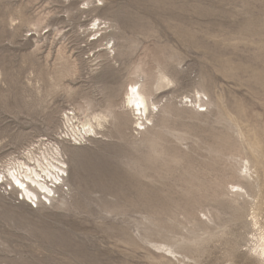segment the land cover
Here are the masks:
<instances>
[{
    "label": "rangeland",
    "instance_id": "374dc122",
    "mask_svg": "<svg viewBox=\"0 0 264 264\" xmlns=\"http://www.w3.org/2000/svg\"><path fill=\"white\" fill-rule=\"evenodd\" d=\"M31 145L65 182L35 209L0 183V264H262L264 0H0V166Z\"/></svg>",
    "mask_w": 264,
    "mask_h": 264
},
{
    "label": "bare ground",
    "instance_id": "6f19581e",
    "mask_svg": "<svg viewBox=\"0 0 264 264\" xmlns=\"http://www.w3.org/2000/svg\"><path fill=\"white\" fill-rule=\"evenodd\" d=\"M102 24L104 25L105 23H102L99 19H95L93 21V29L90 30H95V33L93 34V36H95L91 41H105V39H102V36H104L105 34V31L103 30H106L107 28L101 27ZM109 42L110 41H107L105 45L107 46ZM103 51H108L106 55L109 57L110 55H114L113 47L101 48L100 52ZM171 84L172 83L170 79L166 78V76H161L158 81L154 83V86L155 90L160 95L161 88L163 86L170 87ZM128 86L129 89H127L126 94H124L126 100L124 101L123 108H127L125 106V103H127L128 107L129 104L130 106H132V109L128 111L130 114H132L133 117H135L134 123L140 126L143 132H145L147 129L145 126L148 125L147 122L149 120V116H151L152 113L148 112L145 117L143 116V114L146 113L147 108H151L153 106L157 108V105L154 102H149L150 99L145 92H142L138 82L132 83ZM199 99L195 98L194 101H188L194 108L198 107V109H196L197 112H201V108L205 107V104L201 103ZM137 105H139V107H137ZM93 115V117L90 118L98 127H101V120L104 119V117L100 114V116L96 114ZM92 121L86 120L85 122H81L80 132L83 131L81 135L83 134L84 139L86 137L91 138L90 134L95 133ZM42 145L44 146V144ZM31 146H33L32 149L27 148L23 151L22 158H15L13 160L9 159L4 163V165L0 166L2 167V169L0 170V183L6 182V184L11 186V190L16 192V194L18 195V200H22V202L29 204L31 207L32 205H34L37 208V204L39 202H42L45 205H49V203H51L55 199V197L58 196L57 194L61 190L60 185H64L65 182L64 176L66 175V171L64 169V161L61 158V153L58 148L56 149L54 147H45V149L43 150L40 145ZM36 147L38 148L35 149ZM231 188L235 189L234 195L238 192V190H240L239 186H232ZM241 195L244 196L243 194ZM245 195L247 194L245 193ZM46 201H48L49 203ZM257 224L258 222L256 221L255 225ZM253 250L258 256L259 260H261V263L264 264V236H260V238L257 239Z\"/></svg>",
    "mask_w": 264,
    "mask_h": 264
},
{
    "label": "built area",
    "instance_id": "2783aa9c",
    "mask_svg": "<svg viewBox=\"0 0 264 264\" xmlns=\"http://www.w3.org/2000/svg\"><path fill=\"white\" fill-rule=\"evenodd\" d=\"M20 201H22V200H20ZM32 207H33L34 209L36 208L34 205H32Z\"/></svg>",
    "mask_w": 264,
    "mask_h": 264
},
{
    "label": "snow or ice",
    "instance_id": "6c2138e0",
    "mask_svg": "<svg viewBox=\"0 0 264 264\" xmlns=\"http://www.w3.org/2000/svg\"><path fill=\"white\" fill-rule=\"evenodd\" d=\"M137 107H139V105H137Z\"/></svg>",
    "mask_w": 264,
    "mask_h": 264
}]
</instances>
